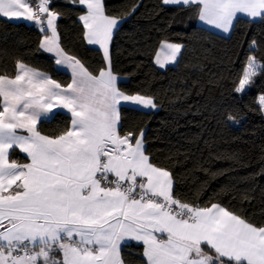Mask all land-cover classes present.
I'll use <instances>...</instances> for the list:
<instances>
[{
	"label": "snow or ice",
	"instance_id": "1",
	"mask_svg": "<svg viewBox=\"0 0 264 264\" xmlns=\"http://www.w3.org/2000/svg\"><path fill=\"white\" fill-rule=\"evenodd\" d=\"M50 3L0 0V18L34 22L44 33L40 47L55 54L57 65L72 69L66 87L21 61L14 78L0 75V264H123L121 245L130 240L143 243L146 264H264V227L216 203L182 202L170 172L145 154L143 133L120 134L121 107L155 108L153 98L121 91L110 61L93 75L68 55L59 43L60 13ZM69 3L86 7L79 16L84 37L103 48L107 59L118 20L106 14L103 0ZM162 3L195 6L199 21L223 32L238 13L264 18V0ZM184 48L163 42L164 61L158 52L155 63H178ZM259 67L248 58L237 92L250 85ZM258 104L264 110V94ZM54 109H66L72 119L67 131L50 137L37 125L53 118ZM17 148L29 163L9 159ZM55 252L63 259L50 255Z\"/></svg>",
	"mask_w": 264,
	"mask_h": 264
},
{
	"label": "trees",
	"instance_id": "2",
	"mask_svg": "<svg viewBox=\"0 0 264 264\" xmlns=\"http://www.w3.org/2000/svg\"><path fill=\"white\" fill-rule=\"evenodd\" d=\"M103 3L107 15L121 19L110 48L118 88L150 96L157 106H122L120 134L143 133L150 162L170 172L174 195L182 202L200 207L216 203L264 227V114L257 101L264 94V18L238 16L231 33L224 35L200 25L195 6L164 5L162 0ZM50 8L60 13L61 47L98 75L106 63L101 48L84 37L79 16L85 8L69 0H51ZM42 35L34 22L0 18V75L14 77L21 61L67 86L71 75L40 47ZM165 41L185 48L178 63L160 68L155 55ZM250 56L261 67L250 85L237 92ZM71 119L57 111L37 127L55 137L68 130ZM143 251L141 243L124 244V264H146ZM50 255L63 258L59 252Z\"/></svg>",
	"mask_w": 264,
	"mask_h": 264
},
{
	"label": "crops",
	"instance_id": "3",
	"mask_svg": "<svg viewBox=\"0 0 264 264\" xmlns=\"http://www.w3.org/2000/svg\"><path fill=\"white\" fill-rule=\"evenodd\" d=\"M36 2V0H33V3H35ZM84 7V6H83ZM85 8V11L81 14V15H83V14H86V7H84ZM238 16H245V17H248L247 15H245V14H241V13H238L237 14V17ZM113 17V16H112ZM116 18V17H115ZM248 18H250V17H248ZM117 20H118V25H117V27L119 26V24L121 23V19H119V18H116ZM250 19H253V18H250ZM255 19H258V18H255ZM12 20H16V19H12ZM19 20H24L23 18H21V19H19ZM25 21H27V20H25ZM235 21V20H234ZM27 22H32V21H27ZM83 23V22H82ZM198 23L200 24V25H202V26H204V27H206V28H209V29H211V30H213V31H216V32H219V33H221V34H224V35H228V34H230L231 33V31H232V28L230 29V31L229 32H223L222 30H220V29H216V28H214V27H212V26H208V25H206V24H204L203 22H201V21H199L198 20ZM234 24V23H233ZM117 27L116 28H114L113 29V33H112V38H113V35H114V33H115V31H116V29H117ZM86 31V30H85ZM48 35H51V33L49 32L48 33ZM43 36H44V33H43V35H42V37H41V40L43 39ZM41 40H40V43H41ZM87 41V40H86ZM111 41H112V39H111ZM111 41L109 42V44H108V57H107V59H106V57H105V54H104V49L103 48H101L99 45H91V44H89V45H91V46H95V47H99V48H101V50H102V52H103V55H104V59H105V63H106V66H105V68L104 69H107V67L109 66V61H110V66H111V56H110V48H111ZM60 43V42H59ZM163 43V42H162ZM162 43L160 44V46H159V48H158V50H157V52H156V55H157V53L160 51V48H161V45H162ZM61 46V45H60ZM47 52V51H46ZM48 53H50V52H48ZM50 54H52V55H54V57H55V59H57V57L55 56V54L54 53H50ZM68 54V53H67ZM68 55H70V54H68ZM156 55H155V58H156ZM71 56V55H70ZM164 58H165V56L163 57V59H162V62L164 61ZM25 64V63H24ZM171 63H165V66L164 67H160L158 64V66L160 67V68H165L166 66H168V65H170ZM26 66H28V67H30V68H33V69H35V70H38L39 72H41V73H44V74H47L49 77H51L50 76V74H48L47 72H44V71H42V70H39V69H37V68H34V67H31V66H29V65H27V64H25ZM56 66L60 69V70H63V71H67L68 73H70V75H71V81H70V83L72 82V69L71 68H69V67H67V65H57L56 64ZM111 70H112V68H111ZM17 71H18V69H17ZM89 71V70H88ZM90 72V71H89ZM113 72V71H112ZM16 74H17V72H16ZM114 74V73H113ZM94 75V74H93ZM15 77V76H14ZM14 77H10V78H14ZM52 78V77H51ZM53 79V78H52ZM54 80V79H53ZM56 81V80H55ZM69 83V84H70ZM64 87H66V86H64ZM157 108V106L155 107V108H146L145 110H150V109H156ZM54 111L55 112H57V111H62V112H66V113H68L70 116H71V113L70 112H68L66 109H54ZM43 120V119H42ZM39 123V122H38ZM38 126V125H37ZM24 134H26V133H24ZM138 136H140V134L138 135ZM143 144H144V151H145V143H144V139H143ZM17 154H21V155H23L24 157H26V154L25 153H22L18 148L17 149H14V150H11L10 151V157H9V159L10 160H15L18 164H24V163H29L30 161L27 159V160H25V162H22L21 160H20V157H19V155H17ZM145 154H146V152H145ZM147 155V154H146ZM148 156V155H147ZM149 157V156H148ZM13 187H15V186H13ZM211 206V205H210ZM210 206H208V207H210ZM221 206V205H220ZM223 207V206H222ZM226 209V208H225ZM238 217H240V216H238ZM241 218V217H240ZM243 219V218H242ZM131 241H134V242H137V243H141V244H143L142 242H138V241H135V240H130V241H127L126 243H128V242H131ZM126 243H122V245H121V248H122V246L124 245V244H126ZM144 246V245H143ZM38 250V249H37ZM121 260H122V256H121ZM122 262H123V260H122ZM123 264H124V262H123Z\"/></svg>",
	"mask_w": 264,
	"mask_h": 264
},
{
	"label": "rangeland",
	"instance_id": "4",
	"mask_svg": "<svg viewBox=\"0 0 264 264\" xmlns=\"http://www.w3.org/2000/svg\"><path fill=\"white\" fill-rule=\"evenodd\" d=\"M170 43H175V42H170ZM159 53H160V58H161V61H162V59H163V57L165 56V51H161V48H160V51H159ZM250 57H253V56H250ZM255 61H256V63L258 64V61L255 59ZM174 64H176V63H171V65H174ZM247 65V64H246ZM246 67V66H245ZM260 95H262V93L261 94H259L258 96H257V101H258V97L260 96ZM263 111V114H264V110H262ZM63 259V258H62Z\"/></svg>",
	"mask_w": 264,
	"mask_h": 264
},
{
	"label": "built area",
	"instance_id": "5",
	"mask_svg": "<svg viewBox=\"0 0 264 264\" xmlns=\"http://www.w3.org/2000/svg\"><path fill=\"white\" fill-rule=\"evenodd\" d=\"M110 178L114 179V177H110Z\"/></svg>",
	"mask_w": 264,
	"mask_h": 264
}]
</instances>
